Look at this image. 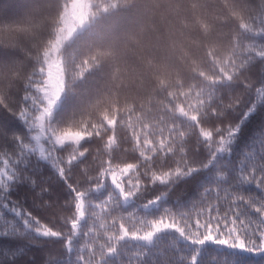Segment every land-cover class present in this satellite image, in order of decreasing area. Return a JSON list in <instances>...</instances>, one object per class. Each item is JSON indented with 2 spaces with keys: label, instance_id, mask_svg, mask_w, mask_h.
Returning a JSON list of instances; mask_svg holds the SVG:
<instances>
[{
  "label": "snow or ice",
  "instance_id": "snow-or-ice-1",
  "mask_svg": "<svg viewBox=\"0 0 264 264\" xmlns=\"http://www.w3.org/2000/svg\"><path fill=\"white\" fill-rule=\"evenodd\" d=\"M78 7L73 0L71 7L61 0H46L43 7L23 20L0 28V46L20 48L25 54L24 59L0 61V106L12 114L0 115V134L8 135L6 129L14 117H19L34 133L31 139L35 141V146L25 143L23 136L14 133L15 147L0 145L8 156L0 168V186L23 182L24 169L16 164L23 162L28 153L38 152L51 162L73 193L60 205L50 198L40 202V207L52 209L51 226L42 224L31 211L16 208L17 214L24 216V224L46 238L33 239L32 243L41 246L29 249L33 264H113L109 259L113 255L121 257L120 264H128L122 258L123 241L151 242L165 230H175L196 245L211 242L234 253L264 256V161L240 173V182L256 186L252 191L241 190L236 186V177L229 176L227 169L220 170L221 179L202 192L215 194V201L205 202L201 195L197 204L204 207L194 218L191 212L167 208L158 218L148 220L135 211L121 209V198L128 200L150 186L168 188L146 201L145 207L157 206L178 178L192 176L214 162L234 166L235 157L221 159L219 154L231 150L230 144L247 115L238 106L254 83L248 66L257 56L264 57V42L258 39L264 37V0H257L255 6L252 0H231L224 6L226 15L222 19L197 23L196 31L208 55L206 69L192 61V75L181 79L179 74L173 76L150 64L154 68L149 77L151 86L128 91L113 80L82 111L62 121L54 115V109L66 86L101 66L103 57L109 55L98 51L69 55L66 51L67 43L85 22L76 11ZM199 7L198 0L189 5L192 14ZM220 25L232 27L225 33ZM218 81L240 83L245 91L221 99L214 87ZM230 111L238 119H230ZM42 140L49 144L47 149ZM85 140L92 141L87 145L99 147H86ZM57 151L66 155H54ZM9 160L13 161L11 166ZM77 165L79 176L73 181L70 177ZM28 179L37 183L34 178ZM109 180L116 191L95 203L89 194ZM48 191V184L41 185L38 195ZM97 208L99 213L92 211L91 216L93 224L97 220L99 224L89 232L101 242L93 241L81 248L74 237L82 231L81 221L87 210ZM137 220L143 228L126 227ZM45 243L59 248L44 249ZM37 251L43 260L35 259ZM0 264L17 261L5 257ZM190 264H197V255L190 257ZM229 264H239V259Z\"/></svg>",
  "mask_w": 264,
  "mask_h": 264
},
{
  "label": "trees",
  "instance_id": "trees-1",
  "mask_svg": "<svg viewBox=\"0 0 264 264\" xmlns=\"http://www.w3.org/2000/svg\"><path fill=\"white\" fill-rule=\"evenodd\" d=\"M64 2L67 0H61V3ZM192 2L193 0H92L87 22L67 43L66 51L69 55L86 51H98L109 55L103 57L101 66L89 70L83 77L72 80L66 86L54 109V115L62 121L70 119L74 113L82 111L90 101L103 92L106 85L113 80L117 84H122L128 91L151 86L152 81L149 77L154 68L150 67V64L171 72L173 76L179 74L181 79H188L192 75V61L200 63L201 67L206 69L208 55L196 31L197 23H213L217 17L222 19L226 15L224 6L231 0H198L200 7L194 14L189 8ZM252 3L255 6L257 0H252ZM45 4L46 0H0V28L23 20ZM220 27L227 33L232 25ZM258 39L264 42V37ZM24 56L20 48L0 46V61L24 59ZM31 64L29 61V66ZM248 68L254 83L238 106L240 112L247 115L230 144L231 150L219 154L221 159L227 157L228 160H232L235 157L234 166L214 162L192 176L178 178L167 196L162 197L155 207L144 205L146 201L168 188V185L150 186L145 192L138 193L128 200L121 198L122 210L135 211L141 218L151 220L158 218L164 209L170 208L177 212H191L194 218L204 207V204H197L201 195L205 202L215 201V194L208 196L202 192L210 183L221 179L218 172L222 169H227L229 176L237 178L236 186L241 190H255L254 184L240 182L239 176L242 171L264 161V57L257 56L250 62ZM214 87L219 97L224 100H227L230 94L245 91L242 84L232 81H218ZM4 114L12 115L0 106V115ZM228 116L232 120L238 119L231 111ZM6 131L8 135L0 134V145L15 147L16 141L12 135L14 133L23 136L26 139L25 143H30V129L19 117H14V122ZM83 143L86 147H99L98 144L87 145L92 143L90 140ZM125 147L130 148L131 145ZM54 155L66 154L57 151ZM5 159H8V156L0 149V168L4 167ZM88 162L91 163V157ZM12 163L13 161L9 160V166ZM16 167L24 169L26 179L23 182H9L10 186L7 188L0 186V260L7 257L9 260L17 261V264H33V256L29 249L38 250L41 246L32 241L46 238L40 237L28 228L24 224V216L17 214L16 208L19 206L31 211L40 218L42 224L51 226L49 221L52 209L40 207V202L44 198H50L60 205L64 200L71 199L73 193L59 177L51 162L41 158L36 152L28 153L23 162H18ZM78 167L79 165L76 166L74 175L70 177L73 181L79 176ZM28 178L36 179L37 183L32 184ZM44 184H48L49 191L38 195L39 187ZM110 191L116 190L109 180L102 188L93 190L89 195L95 203H100ZM92 211L99 213L98 208L88 209V214L81 221L82 231H78L74 237L81 248L93 241L101 242L89 232L90 228L99 224V220L96 225L93 224ZM105 219H109L110 222V218ZM59 226L58 224L57 227ZM126 227L131 230L144 226L137 220L134 224L128 222ZM42 247L55 250L59 245L45 243ZM122 253V258L128 260V264H169L170 261L173 264H190V257L193 255H197V264H229L236 259H239V264H264V256L260 254H238L227 249H219L211 242L196 245L175 230L158 233L151 242L125 240L122 242ZM35 259L43 260L39 251L36 252ZM109 259L113 264H120L121 257L113 255Z\"/></svg>",
  "mask_w": 264,
  "mask_h": 264
},
{
  "label": "rangeland",
  "instance_id": "rangeland-1",
  "mask_svg": "<svg viewBox=\"0 0 264 264\" xmlns=\"http://www.w3.org/2000/svg\"><path fill=\"white\" fill-rule=\"evenodd\" d=\"M73 2L78 5L79 7L76 9L77 13L82 15L84 17V24L87 22V14L89 11V7L92 3V0H73ZM67 3L69 4V7H71V0H67ZM83 24V25H84ZM82 25V26H83ZM82 26L80 28H82ZM79 28V29H80ZM78 29V30H79ZM59 101V100H58ZM58 103V102H57ZM56 107V106H55ZM34 135V133H31L30 131V143L35 146V141H32L31 137ZM42 144H44V141H41ZM44 147L47 149V144H44ZM38 154V152H36ZM39 155V154H38Z\"/></svg>",
  "mask_w": 264,
  "mask_h": 264
}]
</instances>
